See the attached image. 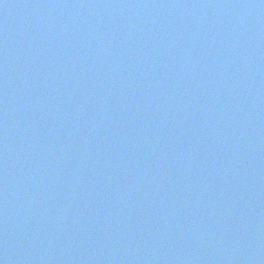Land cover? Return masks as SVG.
<instances>
[{"label":"water","instance_id":"obj_1","mask_svg":"<svg viewBox=\"0 0 264 264\" xmlns=\"http://www.w3.org/2000/svg\"><path fill=\"white\" fill-rule=\"evenodd\" d=\"M0 264H264V0H0Z\"/></svg>","mask_w":264,"mask_h":264}]
</instances>
